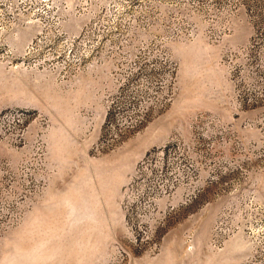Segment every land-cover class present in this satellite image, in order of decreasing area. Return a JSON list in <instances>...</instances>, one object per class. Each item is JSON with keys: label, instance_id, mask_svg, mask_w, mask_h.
Here are the masks:
<instances>
[{"label": "rangeland", "instance_id": "rangeland-1", "mask_svg": "<svg viewBox=\"0 0 264 264\" xmlns=\"http://www.w3.org/2000/svg\"><path fill=\"white\" fill-rule=\"evenodd\" d=\"M0 264H264V0H0Z\"/></svg>", "mask_w": 264, "mask_h": 264}, {"label": "bare ground", "instance_id": "bare-ground-1", "mask_svg": "<svg viewBox=\"0 0 264 264\" xmlns=\"http://www.w3.org/2000/svg\"><path fill=\"white\" fill-rule=\"evenodd\" d=\"M3 7V6H2Z\"/></svg>", "mask_w": 264, "mask_h": 264}]
</instances>
